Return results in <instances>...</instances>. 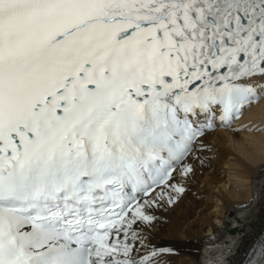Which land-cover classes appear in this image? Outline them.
<instances>
[{
	"label": "snow or ice",
	"instance_id": "snow-or-ice-1",
	"mask_svg": "<svg viewBox=\"0 0 264 264\" xmlns=\"http://www.w3.org/2000/svg\"><path fill=\"white\" fill-rule=\"evenodd\" d=\"M260 81L264 0H0V264H161L155 210Z\"/></svg>",
	"mask_w": 264,
	"mask_h": 264
},
{
	"label": "bare ground",
	"instance_id": "bare-ground-1",
	"mask_svg": "<svg viewBox=\"0 0 264 264\" xmlns=\"http://www.w3.org/2000/svg\"><path fill=\"white\" fill-rule=\"evenodd\" d=\"M216 163L229 168L212 172ZM184 164L192 171L177 183L186 191L172 206L155 210L150 242L171 250L161 264H245L264 236V97L232 126L207 133Z\"/></svg>",
	"mask_w": 264,
	"mask_h": 264
},
{
	"label": "rangeland",
	"instance_id": "rangeland-1",
	"mask_svg": "<svg viewBox=\"0 0 264 264\" xmlns=\"http://www.w3.org/2000/svg\"><path fill=\"white\" fill-rule=\"evenodd\" d=\"M253 125H255V124H253ZM250 127H251V128H250ZM248 128L254 131V126L250 125V126H248ZM251 130L249 131L250 133L253 132V131H251ZM217 164H218V165H217ZM216 165H217V166H216L217 168H213L212 172L214 171V172L216 173V172L219 171V172L221 173L222 171H223V172H224V171H227L228 168H229L228 166H227V167L224 166L225 168H224V167H223V168H222V167L220 168V163H216ZM219 168H220V169H219ZM219 172H218V173H219ZM217 176H218V177H219V176L222 177L223 175H217ZM224 177H225V176H224ZM180 179H181V178H180ZM229 179H233V180H230V181H234V178H233V177H231V178H229ZM226 180H227V178L224 179V181H226ZM177 181H178V180H177ZM249 181H250V177H249ZM231 184H232V183H231ZM200 185H201V184L199 183V185H198V188H199V189L201 188ZM234 186L237 187V183H235ZM228 188H229V185H226V190H227ZM215 191H217V190H215ZM179 198H180V196L178 197V199H179ZM198 200L201 201V198H199ZM229 205L231 206V203H230ZM197 211H198V210H197ZM256 226L258 227V225L255 224V227H256ZM214 232H216V230H214Z\"/></svg>",
	"mask_w": 264,
	"mask_h": 264
}]
</instances>
